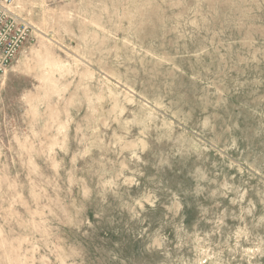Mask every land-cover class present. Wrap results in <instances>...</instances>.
Here are the masks:
<instances>
[{
  "label": "rangeland",
  "instance_id": "374dc122",
  "mask_svg": "<svg viewBox=\"0 0 264 264\" xmlns=\"http://www.w3.org/2000/svg\"><path fill=\"white\" fill-rule=\"evenodd\" d=\"M0 264H264V0H13Z\"/></svg>",
  "mask_w": 264,
  "mask_h": 264
},
{
  "label": "built area",
  "instance_id": "2783aa9c",
  "mask_svg": "<svg viewBox=\"0 0 264 264\" xmlns=\"http://www.w3.org/2000/svg\"><path fill=\"white\" fill-rule=\"evenodd\" d=\"M13 0H0V74L16 58L29 36V27L12 11Z\"/></svg>",
  "mask_w": 264,
  "mask_h": 264
},
{
  "label": "bare ground",
  "instance_id": "6f19581e",
  "mask_svg": "<svg viewBox=\"0 0 264 264\" xmlns=\"http://www.w3.org/2000/svg\"><path fill=\"white\" fill-rule=\"evenodd\" d=\"M24 22V21H23Z\"/></svg>",
  "mask_w": 264,
  "mask_h": 264
}]
</instances>
